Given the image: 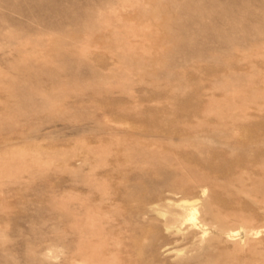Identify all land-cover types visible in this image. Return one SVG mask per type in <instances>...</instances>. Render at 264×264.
I'll list each match as a JSON object with an SVG mask.
<instances>
[{"label":"rangeland","instance_id":"rangeland-1","mask_svg":"<svg viewBox=\"0 0 264 264\" xmlns=\"http://www.w3.org/2000/svg\"><path fill=\"white\" fill-rule=\"evenodd\" d=\"M257 230L264 0H0V264H264Z\"/></svg>","mask_w":264,"mask_h":264},{"label":"bare ground","instance_id":"bare-ground-1","mask_svg":"<svg viewBox=\"0 0 264 264\" xmlns=\"http://www.w3.org/2000/svg\"><path fill=\"white\" fill-rule=\"evenodd\" d=\"M208 191H209L208 187L200 186L199 193H197L198 196L194 198L195 200L194 199H193V201L183 200V201H181V203H178L176 206L180 207V212L172 213L171 218L167 221V226H170V225L175 226L177 224H185L186 222H191L193 224V226H192L193 232H191L190 236H193L194 239L205 238V236H206L205 224L202 221L200 222L198 220L199 210H198L196 205L198 202L202 201V198L206 197ZM173 203L176 204L175 202H173ZM152 209H153V207H152ZM204 213L210 214L211 208L209 206H205L204 207ZM215 223L221 227L220 234L221 235L224 234L225 238L235 239L236 237L240 236V233L237 232L236 230H226L227 223L225 221H223L219 218H216ZM88 224L92 228L95 224V220L92 217L89 218ZM168 230H170V229H168ZM89 232H93V231H89ZM261 234H264L263 230H257V231L253 232V235H256V236H259ZM188 237L189 236H186L187 239H188ZM184 240H185V238H184ZM164 253L166 255H169L172 253V251L170 248H166L164 250Z\"/></svg>","mask_w":264,"mask_h":264}]
</instances>
